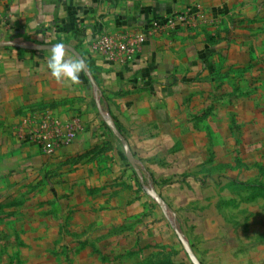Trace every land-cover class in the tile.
I'll use <instances>...</instances> for the list:
<instances>
[{
	"label": "crops",
	"instance_id": "crops-1",
	"mask_svg": "<svg viewBox=\"0 0 264 264\" xmlns=\"http://www.w3.org/2000/svg\"><path fill=\"white\" fill-rule=\"evenodd\" d=\"M1 10L0 183L14 179L27 195L28 182L39 174L45 186L41 193L48 196L41 207L59 224L64 208L73 214L102 212L99 200L114 188V165L134 170L117 144L110 155L113 164L110 156L106 162L99 158V152L97 159H85L100 140L116 139L103 112L126 138L138 164L139 158L154 160L169 149L200 168L208 148L209 113L201 105L208 94L196 87L218 64H252L255 43L249 38L264 35V0H6ZM187 12L194 27L149 39L133 58L112 61L93 50L104 34ZM58 43L74 48L87 64L89 74L81 72L75 84L51 75L50 50L26 48ZM75 57L66 50V59ZM45 112L63 121L78 114L84 126L53 157L17 132L25 118ZM81 158L89 165L79 168ZM88 224L94 229L121 226L103 220L83 225ZM117 250L107 256L99 252L95 260L121 262L127 250L121 245Z\"/></svg>",
	"mask_w": 264,
	"mask_h": 264
},
{
	"label": "rangeland",
	"instance_id": "rangeland-1",
	"mask_svg": "<svg viewBox=\"0 0 264 264\" xmlns=\"http://www.w3.org/2000/svg\"><path fill=\"white\" fill-rule=\"evenodd\" d=\"M249 39L255 43L252 64H218L196 87L207 92L201 105L209 113L200 168L168 149L154 160L139 158L140 164L134 156L135 173L125 154L133 172L120 163L112 167L117 176L112 192L99 200L102 212L73 214L64 208L60 224L41 207L48 196L41 193L39 174L27 183V195L7 179L0 183V264H105L95 260L97 254L110 255L119 245L127 254L111 264H194L175 229L201 264H264V35ZM103 115L107 124L110 116ZM113 136L116 142L100 140L85 159L95 160L99 152L106 162L115 144L125 153ZM85 159L79 168L89 165ZM151 190L166 202V214ZM96 220L121 226L83 225Z\"/></svg>",
	"mask_w": 264,
	"mask_h": 264
},
{
	"label": "built area",
	"instance_id": "built-area-1",
	"mask_svg": "<svg viewBox=\"0 0 264 264\" xmlns=\"http://www.w3.org/2000/svg\"><path fill=\"white\" fill-rule=\"evenodd\" d=\"M5 1L0 0V17ZM192 27L194 23L189 12L169 16L163 20H154L144 28L104 34L94 43L93 50L112 61L133 58L149 39ZM17 129L21 140L36 144L45 155L52 156L61 147L70 145L84 128L77 116L63 121L53 113L45 112L37 117L25 118Z\"/></svg>",
	"mask_w": 264,
	"mask_h": 264
},
{
	"label": "clouds",
	"instance_id": "clouds-1",
	"mask_svg": "<svg viewBox=\"0 0 264 264\" xmlns=\"http://www.w3.org/2000/svg\"><path fill=\"white\" fill-rule=\"evenodd\" d=\"M66 48L63 43L52 45L51 54L47 57V67L58 81L67 79L75 84L79 81L80 73L85 70L86 62L79 54L74 59H66Z\"/></svg>",
	"mask_w": 264,
	"mask_h": 264
},
{
	"label": "water",
	"instance_id": "water-1",
	"mask_svg": "<svg viewBox=\"0 0 264 264\" xmlns=\"http://www.w3.org/2000/svg\"><path fill=\"white\" fill-rule=\"evenodd\" d=\"M51 47H52V45L37 46V47L28 46L26 48L29 49V50H33V51H47V50H50ZM66 50H69L72 54H74V56H76V54H79L74 48H72L70 46H67ZM79 56L82 57L80 54H79ZM85 71L87 72V74H89V72L87 70V64H86V67H85ZM107 125L111 129L113 134L119 140H121L123 142L124 148H125L126 157L128 158L129 162L133 166L134 170L139 173L138 167L136 165V160L134 158L133 153L130 150V147H129V144H128L126 138L123 136V134L120 132V130L118 129L116 124L111 119L107 120ZM149 195L159 204V206L162 207L164 213L166 214L167 210H168V206H167L166 202L163 200V198L155 190H151L149 192ZM175 232L178 235L179 240L182 243V245H183L186 253L188 254L189 258L194 262V264H201V262L197 259L196 255L194 254V252L191 249V247L183 239L180 231L178 229H175Z\"/></svg>",
	"mask_w": 264,
	"mask_h": 264
},
{
	"label": "trees",
	"instance_id": "trees-1",
	"mask_svg": "<svg viewBox=\"0 0 264 264\" xmlns=\"http://www.w3.org/2000/svg\"><path fill=\"white\" fill-rule=\"evenodd\" d=\"M18 50H19V51H22L20 48H18ZM142 183L145 185V184H146V180L144 179V180L142 181Z\"/></svg>",
	"mask_w": 264,
	"mask_h": 264
}]
</instances>
